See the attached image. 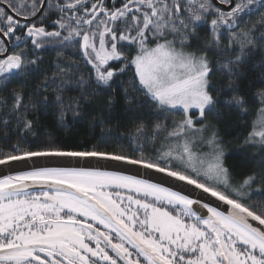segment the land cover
Segmentation results:
<instances>
[{"label":"snow or ice","instance_id":"snow-or-ice-1","mask_svg":"<svg viewBox=\"0 0 264 264\" xmlns=\"http://www.w3.org/2000/svg\"><path fill=\"white\" fill-rule=\"evenodd\" d=\"M218 3L231 10L213 0H0V166L10 173L0 175V264H264V201L253 197L264 185V156L260 172L234 183L228 145L208 120L234 111L247 124L258 101L237 140L264 153V87L250 99L243 85L247 58L264 51V0ZM254 9L260 18L246 23ZM49 45L60 46L58 57L65 49L78 54L58 60L51 76L39 68ZM216 69L224 87L212 85ZM128 71L124 102L133 116L141 107L154 112L151 124L132 119L121 136L102 134L90 145L34 133V113L55 110L65 126ZM29 80L36 84L26 92ZM170 116L180 117L171 127ZM20 165L31 170L15 171ZM167 180L215 198L223 210Z\"/></svg>","mask_w":264,"mask_h":264},{"label":"trees","instance_id":"trees-1","mask_svg":"<svg viewBox=\"0 0 264 264\" xmlns=\"http://www.w3.org/2000/svg\"><path fill=\"white\" fill-rule=\"evenodd\" d=\"M259 18L260 13L256 11L251 14L250 17H246V23H255ZM244 26L245 25H241V27ZM197 35L200 37L201 42L208 39V33L204 32L202 29L200 31L198 30ZM256 35L258 36L259 32H257ZM193 43L195 44V41H193ZM59 48V45H49L45 50L41 51L42 58L39 65L41 72H46L51 76L58 60H62L63 63L68 64L72 62L70 56L75 58L78 55L75 49H65L64 56L58 57L56 51ZM77 64L79 65L80 73L87 77V68L84 66L83 61L77 59ZM243 72L247 77V79L243 81V85L246 86L247 89L245 94L251 99L258 89L264 87V83H262V81H264V51L257 50L251 53L247 58V63H245L243 67ZM220 73L221 70L216 69L212 74V85L215 88L225 86L226 77ZM131 76L132 71H128L127 74H121V77L117 78L112 88L101 89V94L92 95L90 100L81 105L83 116L73 117L69 114L64 122L65 126L58 125L55 110H50L46 113H34L32 118H39V124L35 126L34 133L40 136H46L49 133L55 134L68 146H77L81 143L85 145L95 143V138L100 137L102 134L108 136H121L131 127L132 119H143L151 124V117L155 115L154 112H151L147 107H141L135 109L136 115L133 116L131 115L130 107L124 102L122 89L127 86L126 82L130 80ZM121 80L125 83H121ZM26 83V92H30L35 88L36 81L29 80ZM12 87H18V85L13 82L8 90L10 91ZM88 91L90 93L94 91L91 85H89ZM71 94L76 95L77 93L73 91ZM110 97L114 98L111 107H109L108 104ZM227 98L225 94L221 95V109L225 108L223 101ZM142 99L141 97L133 103H140ZM258 107V101L255 106H250L249 114L246 117L247 124L239 122V114L234 111H222L221 118L219 119L211 115L208 117V120L218 127L224 137L225 144L228 145V147H226V166L229 168L233 181L237 184L252 172H260L261 170L258 163L260 157H254L248 150L243 152L236 151V148L242 146L240 141L237 140V137L239 136L242 140L243 136L250 130L251 123L256 118ZM0 115H3V113H0ZM179 119V116H170L166 118V122L168 126L171 127L173 121ZM164 120L165 118L162 117L161 122H164ZM8 128V139L14 140L15 135L12 130L15 128V124H10ZM2 136L3 131L0 130V137ZM148 151H151V147L148 148ZM260 156H264V153ZM260 186L262 191H260L259 194L253 195L255 202L264 201V185Z\"/></svg>","mask_w":264,"mask_h":264},{"label":"water","instance_id":"water-1","mask_svg":"<svg viewBox=\"0 0 264 264\" xmlns=\"http://www.w3.org/2000/svg\"><path fill=\"white\" fill-rule=\"evenodd\" d=\"M223 10L228 11V10H230V8H228V9L223 8ZM49 163L52 164L53 162H49ZM55 163H67V162H55ZM71 163L73 165H76L75 161H73ZM14 170L15 171H28L31 169L29 167L20 165V166H14ZM113 170H115V169H113ZM2 174H10V173H9L7 168L0 166V175H2ZM150 175L155 176L154 182L161 179V177L156 175V174H150ZM164 186L170 187V188H172V190H182V194L188 195L192 199H199L202 203L206 202V203H209L211 206H214V207L220 206L221 210H223V206L219 205V202H217L215 200V198H212V197L208 196L207 194L202 193L200 190L195 189L192 186H187V185H184L182 183L174 182L172 180H167L165 182ZM196 210L200 213H203L205 211V210L199 209L198 207Z\"/></svg>","mask_w":264,"mask_h":264},{"label":"flooded vegetation","instance_id":"flooded-vegetation-1","mask_svg":"<svg viewBox=\"0 0 264 264\" xmlns=\"http://www.w3.org/2000/svg\"><path fill=\"white\" fill-rule=\"evenodd\" d=\"M116 2H117V4H119V3L121 2V0H116ZM106 3L111 4V0H106ZM213 3L216 4V5H217L222 11H227V10H223V8H225V9L230 8L229 5L219 4V3H218V0H213ZM230 10H231V9H230ZM230 10H228V11H230ZM256 11H257V10L254 9L253 12H252V14H253L254 12H256ZM17 18L19 19V17H17ZM54 18H55V17L53 16L52 19H54ZM21 22H23V21H21ZM46 26L48 27L49 30H52V28H53V25L51 24L50 21H46ZM201 29H202L204 32H207V33H208L206 27H202V28H200L199 31H200ZM29 46H30V45H29ZM43 50H45V49H42L41 51H43Z\"/></svg>","mask_w":264,"mask_h":264},{"label":"rangeland","instance_id":"rangeland-1","mask_svg":"<svg viewBox=\"0 0 264 264\" xmlns=\"http://www.w3.org/2000/svg\"><path fill=\"white\" fill-rule=\"evenodd\" d=\"M245 150H248L249 152H251L252 153V155L254 156V157H256V158H258V157H261L260 155H262V152H257L255 149H253V148H249V147H238V148H236V151L237 152H243V151H245ZM226 155H227V150H226ZM225 158H226V156H225ZM231 180L233 181V179H232V176H231ZM234 182V181H233ZM235 183V182H234ZM258 185H259V182H258ZM261 187V186H260ZM260 193V191L258 192V191H256L255 190V187H254V189H253V195L254 194H259Z\"/></svg>","mask_w":264,"mask_h":264}]
</instances>
